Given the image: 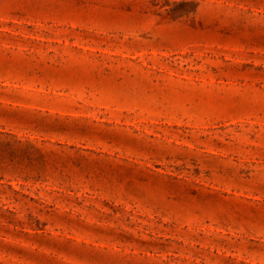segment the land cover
Instances as JSON below:
<instances>
[{"label": "rangeland", "instance_id": "obj_1", "mask_svg": "<svg viewBox=\"0 0 264 264\" xmlns=\"http://www.w3.org/2000/svg\"><path fill=\"white\" fill-rule=\"evenodd\" d=\"M0 264H264V0H0Z\"/></svg>", "mask_w": 264, "mask_h": 264}]
</instances>
